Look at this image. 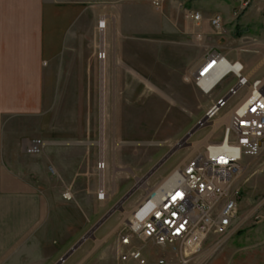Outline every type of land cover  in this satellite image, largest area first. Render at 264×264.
Wrapping results in <instances>:
<instances>
[{
  "label": "rangeland",
  "instance_id": "1",
  "mask_svg": "<svg viewBox=\"0 0 264 264\" xmlns=\"http://www.w3.org/2000/svg\"><path fill=\"white\" fill-rule=\"evenodd\" d=\"M95 1L89 5L94 7ZM235 5L231 0H164L158 9L150 0L120 2L113 7L119 18L109 19V29L100 28L99 20L95 50L80 47L76 36L75 51L64 54L55 121L71 129L63 136L77 143H71V164L64 167V174H54L53 186L68 184L71 198L66 200L81 208L87 228L107 209L115 210L118 226L112 232L102 226L108 232L102 241L95 232L108 212L85 235L92 245L97 243L99 252L116 255L118 231L147 194L174 168L203 151L208 140L221 139L226 123L216 126V132L213 122L203 128L198 123L235 85L236 78L229 75L204 94L194 80L202 58L218 50L227 60L244 63L245 73L252 69V79L264 74V24L260 21L264 5L259 3V11H254L253 2L234 20L231 8ZM191 11L204 17L219 14L224 28L233 30L200 31L198 27L192 31L185 25V15L190 17ZM92 32L87 23L81 31L83 45L90 42ZM244 93L242 89L230 98L213 121L230 114ZM99 161L105 162L104 169H98ZM100 183L108 194L102 201L97 200ZM234 184L240 189V200L232 227L222 235L225 241L217 243L216 235L207 237L195 251L193 264H264V216L258 218L264 200V145L257 157L243 160ZM148 209L144 205L137 216H145ZM71 214L74 228L76 214ZM145 249L149 259L160 253L157 248Z\"/></svg>",
  "mask_w": 264,
  "mask_h": 264
},
{
  "label": "crops",
  "instance_id": "2",
  "mask_svg": "<svg viewBox=\"0 0 264 264\" xmlns=\"http://www.w3.org/2000/svg\"><path fill=\"white\" fill-rule=\"evenodd\" d=\"M118 1L135 2L97 0L91 7L90 0H0V264H137L119 260L118 241L115 255L99 252L97 243L82 240L109 209L87 228L81 208L64 197L68 184L53 186L54 174H64V167L71 164L68 158L71 143H77L65 139L64 133L71 129L55 121L63 56L75 51L76 36L80 47L87 52L95 50L98 22L105 21L106 28L110 18H119L113 8ZM258 1L264 5V0H255L254 11L260 9ZM233 8L232 16L237 20L240 16L235 17ZM185 18L189 29L199 30L191 17ZM208 18H204L200 31H216ZM260 18L264 24V14ZM223 22L225 25L224 19ZM87 23L93 37L83 45L85 34L81 31ZM232 30L223 26L220 31ZM251 72L252 69L247 74ZM38 138L45 141L43 151L37 155L23 153V145ZM101 185L106 191L104 183H100L98 190ZM71 213L76 214L74 228ZM114 220L111 214L99 225L95 232L98 240L108 235L102 226L109 227V232L118 226ZM145 248L143 253L147 257ZM157 250L160 252L157 257L172 256L169 247ZM63 257L66 258L60 263ZM157 257L147 259L152 262Z\"/></svg>",
  "mask_w": 264,
  "mask_h": 264
},
{
  "label": "built area",
  "instance_id": "3",
  "mask_svg": "<svg viewBox=\"0 0 264 264\" xmlns=\"http://www.w3.org/2000/svg\"><path fill=\"white\" fill-rule=\"evenodd\" d=\"M150 1L159 8L164 0ZM231 1L236 4L233 13L239 17L255 0ZM188 15L195 26H202L205 17L201 12L191 11ZM208 22L216 31L224 26L219 14L210 16ZM99 26L104 28L105 21H101ZM230 62L231 65L218 50H212L202 58L194 74L195 83L204 94H210L229 75L236 78L235 85L217 99L199 121L201 128L209 125L230 98L245 89L244 95L230 110L229 122L223 125L221 139L208 140L203 151L166 176L168 178L160 193L156 190L158 184L147 194L138 205L136 214L127 219L117 233L119 260L135 261L137 264H193L195 251L207 237L216 235L217 243L225 241L222 235L232 227L240 200V189L234 180L242 170L243 160L257 157L264 145V75L252 79L250 74L245 73L241 61ZM219 70L222 78L210 85L209 81ZM44 147V140L31 139L23 145L22 151L37 155ZM104 168L105 162L99 161L98 169ZM107 195L101 185L98 200H105ZM64 197L70 199L71 195L65 192ZM147 203L151 205L150 212L145 218H138V210ZM261 209L258 218L264 216V200ZM147 245L169 247L172 256H159L149 262L143 253Z\"/></svg>",
  "mask_w": 264,
  "mask_h": 264
},
{
  "label": "bare ground",
  "instance_id": "4",
  "mask_svg": "<svg viewBox=\"0 0 264 264\" xmlns=\"http://www.w3.org/2000/svg\"><path fill=\"white\" fill-rule=\"evenodd\" d=\"M225 57V56H224ZM225 60L228 62V64H230L231 65V62L229 61L230 59H226L225 58ZM222 78V74H221V71L219 70L218 72H216L215 73V75L212 77V79L209 81L210 83V85L211 84H214V82H218L220 79ZM212 82V83H211ZM229 117H230V114H226V115H224V116H222L221 118H219V119H216V120H212V121H210V123L211 122H213V124H212V126H213V128H214V130H216V129H218L221 125L220 124H222V123H228L229 121ZM228 121V122H227ZM220 125V126H219ZM216 126H219L218 128L216 127ZM215 127H216V129H215ZM194 145H196V144H194ZM166 178H168V177H165L164 178V180L162 179V181L159 183V187L157 186L156 187V190L158 191V193H160L161 191H162V189H163V183H164V181H165V179ZM171 181V180H170ZM148 206L149 205V209H148V212L146 213V215L145 216H143V217H141V216H137L138 218H145L146 216H147V214L150 212V210H151V205H150V203H147V204H145V206ZM141 210V209H140ZM140 210H139V212H140Z\"/></svg>",
  "mask_w": 264,
  "mask_h": 264
},
{
  "label": "water",
  "instance_id": "5",
  "mask_svg": "<svg viewBox=\"0 0 264 264\" xmlns=\"http://www.w3.org/2000/svg\"><path fill=\"white\" fill-rule=\"evenodd\" d=\"M167 159V157L164 159V160H166ZM115 212V210L113 209V210H110L101 220H100V222L98 223V226H99V224H101L102 222H104L111 214H113ZM87 237H84L82 240H85ZM77 246V245H76ZM73 249H75V247H73L72 248V250ZM66 257H63V258H61V260L60 261H62V260H64Z\"/></svg>",
  "mask_w": 264,
  "mask_h": 264
},
{
  "label": "snow or ice",
  "instance_id": "6",
  "mask_svg": "<svg viewBox=\"0 0 264 264\" xmlns=\"http://www.w3.org/2000/svg\"><path fill=\"white\" fill-rule=\"evenodd\" d=\"M180 194L178 193L177 196H179Z\"/></svg>",
  "mask_w": 264,
  "mask_h": 264
}]
</instances>
